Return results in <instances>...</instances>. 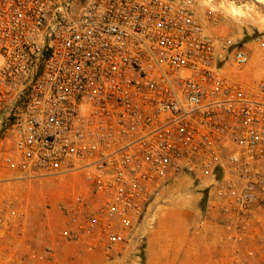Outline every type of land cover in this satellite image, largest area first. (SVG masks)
Returning a JSON list of instances; mask_svg holds the SVG:
<instances>
[{"label":"built area","instance_id":"1","mask_svg":"<svg viewBox=\"0 0 264 264\" xmlns=\"http://www.w3.org/2000/svg\"><path fill=\"white\" fill-rule=\"evenodd\" d=\"M193 1L0 0V185L82 174L59 206L74 249L140 261L185 177L206 191L196 230L233 245L218 264H264V33L217 40Z\"/></svg>","mask_w":264,"mask_h":264},{"label":"rangeland","instance_id":"2","mask_svg":"<svg viewBox=\"0 0 264 264\" xmlns=\"http://www.w3.org/2000/svg\"><path fill=\"white\" fill-rule=\"evenodd\" d=\"M75 12L79 15L82 9L76 6ZM193 12L205 32L217 40L232 37L236 40L244 38L243 40L246 42L249 35L264 33V0H194ZM249 43L248 47H250ZM262 64L261 60L259 65ZM224 69H221V72L226 75V71L230 70V67L224 66ZM229 77H232L231 73ZM80 183H84L82 174H70L0 185V198L3 195L1 189L9 188L11 192L8 196L13 201L14 208L21 220H25L19 232L16 231L19 236L29 241L30 249L28 248V251L44 254L47 248L52 250L54 257L46 261L45 264H59L68 261V258H72V256L81 261L80 264H94L87 261L94 257L98 258V264H135V262L141 264L144 255L142 248L140 261L134 257L132 247L124 250L122 255L113 256L112 261H108L103 254L72 251L66 246L64 248L57 247L58 240L61 241L58 231L63 225V216L59 209L60 203L71 195L74 188L78 187ZM205 197L206 191L203 187L198 186L191 179L182 177L176 185L164 193L160 201L152 206L145 232L152 226H156L157 217V223L160 222L162 212L166 213L165 220L171 227L176 228L183 225L184 218L180 214L181 211L189 216L185 219V223L188 224L185 239H188L187 241L209 239L211 234L214 235L217 232L218 226L208 221L206 229L196 230L197 223L203 219ZM1 210L0 205V217L3 214ZM210 252L213 255V258H210V264L227 260L226 258L232 253L229 249L218 245L213 246ZM33 263H36L34 259L31 264Z\"/></svg>","mask_w":264,"mask_h":264},{"label":"crops","instance_id":"3","mask_svg":"<svg viewBox=\"0 0 264 264\" xmlns=\"http://www.w3.org/2000/svg\"><path fill=\"white\" fill-rule=\"evenodd\" d=\"M81 186H83V183H80L79 187ZM180 214L184 218L183 225L176 228L171 227L165 220L166 213L162 212V216L159 219L160 222L157 223V217L156 226H152L145 232L142 240L144 255L141 264H210V258H213L210 251L213 246L218 245L229 249V251H233V245L224 240L223 231L219 227L217 228V232L214 235L211 234L212 236L207 240L192 239L191 241H187L188 239H185V235L188 224L185 223V219L189 218V216L181 211ZM24 221L18 216L16 221L5 229L3 221L0 219V264H21V262L22 264H31L33 262V257L36 253L28 251V248L30 249L29 241L17 234V231L19 232L23 227ZM57 243V247L59 248L60 246L62 248L66 246V248L68 247L72 251L77 250L64 240H58ZM104 257L107 259L106 256ZM228 258L226 259L228 260ZM87 261L94 264L99 263L98 258L95 257L89 258ZM80 262L72 256V258H68V261H63L59 264H80ZM218 263L219 261L216 264Z\"/></svg>","mask_w":264,"mask_h":264},{"label":"bare ground","instance_id":"4","mask_svg":"<svg viewBox=\"0 0 264 264\" xmlns=\"http://www.w3.org/2000/svg\"><path fill=\"white\" fill-rule=\"evenodd\" d=\"M166 239H167V238H166ZM176 239H177V238H176ZM177 242H178V240H177ZM177 242H176V243H177ZM173 244H174V243H173ZM178 246H179V245H178ZM170 247H171V246H170ZM173 247H174V246H173Z\"/></svg>","mask_w":264,"mask_h":264}]
</instances>
